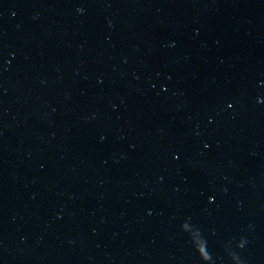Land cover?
Listing matches in <instances>:
<instances>
[{
	"label": "water",
	"instance_id": "water-1",
	"mask_svg": "<svg viewBox=\"0 0 264 264\" xmlns=\"http://www.w3.org/2000/svg\"><path fill=\"white\" fill-rule=\"evenodd\" d=\"M0 264H264V0H0Z\"/></svg>",
	"mask_w": 264,
	"mask_h": 264
}]
</instances>
